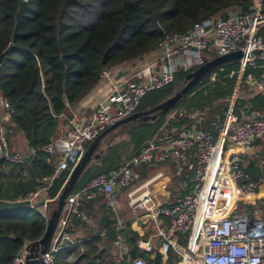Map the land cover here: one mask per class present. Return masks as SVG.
Here are the masks:
<instances>
[{
	"label": "trees",
	"instance_id": "trees-1",
	"mask_svg": "<svg viewBox=\"0 0 264 264\" xmlns=\"http://www.w3.org/2000/svg\"><path fill=\"white\" fill-rule=\"evenodd\" d=\"M255 5V0H0V56L8 51L0 64V98L14 109L13 118L5 123L11 151H16L13 140L18 133L23 134L30 150L41 148L59 136L61 127L68 124L64 115L70 114L72 107L81 104L96 89L102 70L114 72L141 63L155 53L166 34L188 31L212 17L228 19L243 13L244 7ZM258 35L264 37V20L259 23ZM192 73H179L172 85L160 90L157 99L145 97L137 112L153 109L174 96ZM239 75L238 62L221 65L205 75L173 109L155 113L158 116L154 121L142 123L138 119L128 124H149L152 132L147 141L177 135L194 126L209 129L218 137L233 101L236 123L255 114L264 118V91L255 92L256 82L264 81V60H255V66H247L237 88ZM181 112L188 117H181ZM195 112L201 117L199 124L191 117ZM144 143L135 146L131 158ZM112 149L106 153L98 149L96 153L108 157ZM253 153L260 156V162L264 161V141L253 144L243 157L249 158ZM48 160V156L38 154L29 164H6L11 176L7 174L9 171L0 169V264H13L19 253L42 238L46 230L47 219L25 198L38 188H48L47 179L55 173V166H50ZM122 164L105 167L101 162L100 166L88 168L72 194ZM150 164H168L174 173L179 170L172 158L145 164L138 168L140 180L145 179L144 169ZM258 164L251 162L244 169L260 182L264 166ZM1 165L5 164L0 161ZM189 166L192 172L185 179V168ZM196 169L197 156L192 150L181 164L182 174L177 176L186 182L190 193L199 189ZM23 170L27 176L18 174ZM70 173L71 169L55 177L44 195L57 198ZM263 201L261 197L253 206L260 204L262 210ZM36 206H41V201ZM253 206L239 201L234 210H250ZM80 211L81 216H72L69 231L79 230L84 241L81 246L60 251L55 264H116L113 244L119 233L118 214L107 207L100 193L84 199ZM87 218L93 219L94 225ZM124 232L131 253L143 257L147 264L180 262L173 251L165 261L161 253L150 257L151 254L140 250L142 238L136 232L129 226ZM70 257L75 260L70 262Z\"/></svg>",
	"mask_w": 264,
	"mask_h": 264
},
{
	"label": "built area",
	"instance_id": "built-area-1",
	"mask_svg": "<svg viewBox=\"0 0 264 264\" xmlns=\"http://www.w3.org/2000/svg\"><path fill=\"white\" fill-rule=\"evenodd\" d=\"M255 3L253 10L237 16L228 19L212 17L196 23L188 31L166 34L151 59L130 75L118 77L112 70H102L100 81L107 82L109 90L98 100L94 112L83 122L75 114L64 134L29 152L28 156L32 158L44 154L54 161L55 173L48 178V188L55 177L70 169L72 172L88 147L105 131L137 113L145 97L172 85L179 73L195 72L209 61L239 50L246 53L264 50V37L258 35L259 23L264 20V0H255ZM239 64L243 73L248 65L255 66V60L245 58ZM233 105L228 112L230 117H233ZM13 115L10 103L0 98V161L20 166L27 156L20 151H11L5 127ZM180 116L187 115L181 112ZM191 117L200 123L199 112ZM236 122V118L229 120L218 137L209 129L194 126L177 135L153 138L124 166L98 175L77 193L71 194L51 246L42 255L44 264H55L60 251L82 245L84 240L79 230L72 233L69 227L72 216H81L83 200L100 193L107 207L117 214L118 189L128 191L131 208L145 211L158 223L161 218L167 220L168 228L158 231L163 261L175 251L181 260L179 264H264V216L255 214L250 217L248 212L232 215L227 201L242 198L255 203L260 198L261 184L243 168V155L253 144L264 141V118L254 115ZM192 150L197 156L195 180L200 184L195 194H188L175 203L160 205L146 184L136 187L140 182V166L163 163L172 158L180 171L182 162L188 159ZM48 188L38 189L25 198L47 221L51 205L58 198H46L44 191ZM141 190L142 193L133 198ZM37 201H41V206H36ZM262 211L264 213V201ZM125 229L126 225H120L114 242L118 249L116 264H147L143 257L134 256L124 242ZM184 235L187 244L182 247L179 242ZM140 247L145 253L154 252L151 240L141 241ZM26 254L24 248L13 264H24ZM74 260L73 257L69 259L70 262Z\"/></svg>",
	"mask_w": 264,
	"mask_h": 264
},
{
	"label": "crops",
	"instance_id": "crops-1",
	"mask_svg": "<svg viewBox=\"0 0 264 264\" xmlns=\"http://www.w3.org/2000/svg\"><path fill=\"white\" fill-rule=\"evenodd\" d=\"M150 59H151V56H148L141 63L130 64V65H127L123 68H120L119 70H115L114 74H116L118 77H124L126 75H130V74L138 71L142 67L143 63H145L146 61H149ZM242 75H243V73L240 72L237 88L239 87V84L241 82ZM256 84H257V85H255L256 86L255 87L256 94L263 93L264 81L256 82ZM108 90H109V86H108L107 82L100 81L99 85L96 87V89L84 101H82L81 104L78 105L76 112H74V110H72V108H71L70 114L64 115L63 120L66 119L69 122V120H71L73 118V116L76 114L78 119L81 122L85 121L94 112V110L97 106L98 100L101 99L103 96H105L107 94ZM237 93L238 92L236 91L235 96H234V100L237 97ZM232 103H234V101ZM235 118L237 119V117L235 115H233V117H230L228 114L226 121H225V125H226V123L229 122V120H231V119L234 120ZM67 125L68 124H66V126L61 127V131H60L59 135H62L65 133ZM173 131H175V129H173ZM147 142L148 141H146L144 144H146ZM13 143H14V148L16 149V151H20L28 157L29 152H30V148L28 146V142L26 141V139L22 133H18V135L14 138ZM103 152L106 153V150H103ZM103 155H104V153H103ZM103 155H101L99 160L92 161V163L90 164V166L88 168H90L92 166H100V161H101ZM259 160H260V156L255 154V153L251 154V156H249V158H246V156H245V157H243V165H244L243 168L246 169V164L249 165L251 162H257V163L259 162V164L257 166H264V161L260 162ZM128 161L124 162L122 164V166H124ZM48 163L50 166H55L54 161H51L50 159L48 160ZM1 168L5 169L7 172L9 171L8 165H6V164L3 166L1 165L0 169ZM181 172H182L181 170L180 171L178 170L177 173H174L173 168H171V166H169L168 164H166V165L164 164V165H160V166H157L156 164H150V165L146 166L144 169L145 179L140 180V182L137 186H140L142 184H146V187L150 191L151 196L160 205H166V204L174 203V202L180 200L181 198H183L187 194H193L192 192L190 193L187 191L188 186H187L185 181L177 179V176H180V174H182ZM191 172H192L191 166H189L188 168H185L184 178L187 179L189 173H191ZM7 174H8V176L12 175V174H10V171ZM18 174H22L23 176H25V175L27 176V172L24 170ZM262 174H264V171L262 172ZM11 179H15V177H12ZM259 183L261 184V186L264 185V177L261 178ZM38 189H43V188H38ZM117 191H118V195H119V206H118V213H117L118 214L119 228H120V225H126L125 230H127L128 226H129L131 230L136 232L142 238L139 241L140 250H142L140 247L141 241L151 240L153 248H154V252L151 254L150 257H154L155 254L160 253L161 239L158 236V231H159V229L165 230L168 228L167 220H165L164 218H161L160 222L158 223V222H156V220L152 219L145 211H142L139 209H134V208H131L130 206H126L125 195H127L128 191H126V190L124 191L121 189H118ZM197 191L198 190H196V192ZM140 192H142V190ZM45 197L49 198L47 195H45ZM49 199H51V198H49ZM227 201L230 202L229 207L232 211V215L235 214L236 212H238V213L242 212V210H240V209L234 210L236 203L238 201H231V200H227ZM229 202H226V203L229 204ZM86 220L90 225H94L93 219L87 218ZM124 234L126 235L125 232H124ZM124 242H125V240H124ZM184 242H185V244H184ZM186 244H187V236L184 235V236H182V238L179 242V245L182 247H185ZM113 251H114V255H115V259H116L118 249L114 244H113ZM173 252L178 256V254L175 251H173Z\"/></svg>",
	"mask_w": 264,
	"mask_h": 264
},
{
	"label": "water",
	"instance_id": "water-1",
	"mask_svg": "<svg viewBox=\"0 0 264 264\" xmlns=\"http://www.w3.org/2000/svg\"><path fill=\"white\" fill-rule=\"evenodd\" d=\"M253 8L244 7L242 12H247L249 10H253ZM238 13H236L234 16H237ZM8 51H5L0 56V64L3 62L4 57L7 55ZM250 58L253 60H264V50H258L253 51L250 53H246L242 50L233 52L226 56H221L216 59H213L209 61L204 66L197 69L195 72H193L189 76V80L187 84L179 90L174 96L170 97L166 101L162 102L158 106H156L153 109H150L148 111L144 112H137L134 115H132L129 118H126L119 123L115 124L114 126L110 127L107 131H105L94 143H92L89 147L87 152L85 153L84 157L81 159L79 164L72 170V172L69 175V178L61 192V194L58 196L56 202L57 206L54 210H52L50 217L47 221L46 230L39 240L29 243L25 249H26V258L24 264H44V260L42 258V255H45L52 243V240L54 238V235L56 233L60 218L62 216L65 203L67 198L72 194V191L78 184L79 180L81 179L84 172L88 169L90 164L93 160H99L102 153H96V151L99 149L101 140L109 134L111 131L116 129L117 127L121 125H125L130 122H134L138 119L142 120V123H148L149 121H154L157 118L158 112L165 113L171 109H173L183 97H185L197 84L198 82L209 72L214 70L215 68L230 63V62H240V60ZM78 106L72 107V110L76 112V109ZM155 114V115H153ZM32 161V157L28 156L26 157L25 162L29 164ZM260 198L264 197V185L260 187ZM123 237H125V234H123Z\"/></svg>",
	"mask_w": 264,
	"mask_h": 264
},
{
	"label": "rangeland",
	"instance_id": "rangeland-1",
	"mask_svg": "<svg viewBox=\"0 0 264 264\" xmlns=\"http://www.w3.org/2000/svg\"><path fill=\"white\" fill-rule=\"evenodd\" d=\"M160 95H161V91H153L147 96L148 97L147 99L154 100V99H157ZM151 132H152V127L149 124L144 125V124H128L127 123L125 125H121L117 127L106 138H104V140L100 144L99 149L101 150L109 151V148L111 149L113 148L112 150H110L112 154L110 153L108 157L104 156L101 159L100 163L104 162L105 167H113L121 163H124L125 161H127V159L131 158L136 145L142 144L149 139V137L151 136ZM198 187H200V184H198ZM141 193L142 192L137 193L133 198L138 197ZM237 201L238 202L245 201L246 204L248 205L249 204H252V206L254 205L253 201H248L242 198L237 199ZM129 202H130V199L128 198L127 195H125L126 206H129ZM56 206L57 205L55 204L51 205L49 214H51L52 210H54ZM243 212L250 213V217H253V215L255 214L264 216V213L261 210L260 204L253 206V208L250 210L243 209L241 213Z\"/></svg>",
	"mask_w": 264,
	"mask_h": 264
},
{
	"label": "bare ground",
	"instance_id": "bare-ground-1",
	"mask_svg": "<svg viewBox=\"0 0 264 264\" xmlns=\"http://www.w3.org/2000/svg\"><path fill=\"white\" fill-rule=\"evenodd\" d=\"M141 199H142V197L139 200H141Z\"/></svg>",
	"mask_w": 264,
	"mask_h": 264
}]
</instances>
